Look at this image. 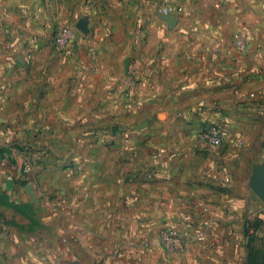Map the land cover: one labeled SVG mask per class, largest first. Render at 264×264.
Segmentation results:
<instances>
[{
  "label": "rangeland",
  "instance_id": "374dc122",
  "mask_svg": "<svg viewBox=\"0 0 264 264\" xmlns=\"http://www.w3.org/2000/svg\"><path fill=\"white\" fill-rule=\"evenodd\" d=\"M226 1L229 48L188 5L211 0H0V264L213 249L200 227L222 198L247 204L264 165V0ZM228 49L246 53L239 84Z\"/></svg>",
  "mask_w": 264,
  "mask_h": 264
},
{
  "label": "crops",
  "instance_id": "0c3cea01",
  "mask_svg": "<svg viewBox=\"0 0 264 264\" xmlns=\"http://www.w3.org/2000/svg\"><path fill=\"white\" fill-rule=\"evenodd\" d=\"M182 1L186 2L187 0ZM218 1L211 0V4L205 12H202L203 9H199L198 3L192 5V2H188V5L190 7L193 6L195 15L200 14V22L203 23L207 30L206 35L209 36V32L216 30L219 33V39L221 38L228 47L229 43L227 42L231 35L229 29L234 30V28L240 25L241 21L238 18L230 19L229 22L227 21L228 18L224 15L225 9L232 7L233 4L228 3L226 0L218 3L221 15L214 19L213 15L210 14L209 8L212 7L214 2L217 3ZM234 5L233 7H235ZM253 21L254 17L252 18V23H254ZM230 22L231 25L229 24ZM247 22L249 23V21ZM245 54H241L234 49H228L226 53L223 51L219 58L222 67L225 69L224 72H229L235 80L232 82L236 84H239L236 78H238V74L242 71L241 61L243 59L240 60L241 55ZM253 55L255 54L251 53L250 49H247V56L254 57ZM251 64L252 60H249L244 66L250 68L253 66ZM217 86L219 91H217L216 98L221 101L222 106L225 104L233 105L240 98L239 94L238 96L236 95L234 89L229 94L224 91L223 85L219 84ZM244 194L242 198L249 202L240 207L239 201L241 200V195L236 193L231 199L237 204L232 212L225 211L224 207L227 199H221L222 202L217 205L219 213L215 216L213 227H200L201 231L206 236L209 235L213 240V249L203 251L201 249L203 243L191 244L190 252L183 258V264H264V209H262L261 202L255 193L247 192ZM243 221L246 227H243ZM250 225L251 227H248ZM245 243L249 245L247 257L246 254L244 255V246H242Z\"/></svg>",
  "mask_w": 264,
  "mask_h": 264
},
{
  "label": "water",
  "instance_id": "95a60500",
  "mask_svg": "<svg viewBox=\"0 0 264 264\" xmlns=\"http://www.w3.org/2000/svg\"><path fill=\"white\" fill-rule=\"evenodd\" d=\"M251 187L258 198L264 202V165L261 168H257L253 173Z\"/></svg>",
  "mask_w": 264,
  "mask_h": 264
},
{
  "label": "built area",
  "instance_id": "2783aa9c",
  "mask_svg": "<svg viewBox=\"0 0 264 264\" xmlns=\"http://www.w3.org/2000/svg\"><path fill=\"white\" fill-rule=\"evenodd\" d=\"M166 10V9H165Z\"/></svg>",
  "mask_w": 264,
  "mask_h": 264
}]
</instances>
